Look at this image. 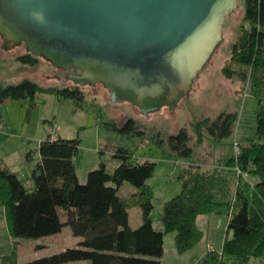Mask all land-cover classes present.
I'll return each mask as SVG.
<instances>
[{
  "label": "trees",
  "instance_id": "trees-1",
  "mask_svg": "<svg viewBox=\"0 0 264 264\" xmlns=\"http://www.w3.org/2000/svg\"><path fill=\"white\" fill-rule=\"evenodd\" d=\"M19 62L36 66L39 57L28 52L16 56ZM231 60L239 69L224 67L232 77L237 73L250 86L259 102L256 126L243 141L235 139L234 154L214 168L202 169L190 161L180 171V191L164 202L160 219L163 228L155 227L154 190L148 183L157 161L135 160L133 149L119 145L113 156L119 163L111 171L104 159L79 181L77 166L82 159L81 138L61 137L53 123L52 132L39 142V160L30 174L20 177L0 161V205L4 208L12 238H38L61 232L69 225L82 239L78 245L27 262H19L12 251L2 255L8 264H60L86 260L88 264H161L164 235L174 231L179 252H185L203 238L197 225L200 214L229 216L222 249L208 251L202 264H251L264 261V0H245L240 33L233 44ZM55 94L58 99L72 98L83 106L84 90L77 84L45 85L23 77L17 82H0V104L28 100V113L38 107L39 95ZM239 115L222 111L194 124L197 141L207 131L215 141L234 135ZM110 126L124 134H142L135 118ZM206 130V131H205ZM11 133V131H9ZM9 134H7L8 136ZM186 127L169 136L173 149L190 157L193 148ZM104 151L99 149L102 156ZM32 158L28 151L26 159ZM221 162H223L221 160ZM130 182L137 192L123 196L120 189ZM138 205L142 222L130 225V207Z\"/></svg>",
  "mask_w": 264,
  "mask_h": 264
},
{
  "label": "rangeland",
  "instance_id": "rangeland-1",
  "mask_svg": "<svg viewBox=\"0 0 264 264\" xmlns=\"http://www.w3.org/2000/svg\"><path fill=\"white\" fill-rule=\"evenodd\" d=\"M238 3L240 7L224 19V42L212 57L207 68L201 71L188 97L186 94L179 100L177 108H171L169 111L170 106L165 105L150 111L149 116H146L140 114L141 109L130 102L111 101L108 89L101 83L80 86L85 93L83 106H76L72 98L58 99L53 93L43 92L39 95L38 107L28 113V100L12 99L9 103L0 104V125L4 124L7 132H12L8 136L0 132V140L3 139L2 149H5L8 144L10 147L19 149L16 142H20L32 154L37 153V150L33 152L32 149L40 139H45L48 133L52 132L53 123L57 126L61 137L79 136L81 138L82 156L91 149V146L104 151L102 159L106 161L111 171L119 163V159L112 154L116 146L133 147L134 154L140 159L149 157L157 161L154 175L148 181L156 189L153 215L154 224L157 225L164 201L173 195V192L171 195L167 189L170 186L171 188L176 185L180 186L181 180L178 175L184 166L193 161L200 163L202 169H210L213 166L212 163L226 160L229 155L234 154L235 139L243 141L255 129L256 113L259 109L258 99L251 92L248 83L237 73L228 77L223 70L227 65L233 69L240 68L238 63L231 60L233 44L240 33L245 0H238ZM26 52L24 45L16 46L8 51L0 48L1 83L17 82L23 77H28L45 85L72 84L64 78L42 77V73L55 75L60 72L45 58L39 57V63L36 66L19 62L16 56ZM222 111L238 112L239 118L234 135L221 141H215L205 130L204 140L198 142L194 124L206 117L214 118ZM130 117L136 119L142 134H124L108 124L119 125ZM182 127H186L191 135L189 145L193 148V154L190 157L180 156L169 140V136ZM235 133L238 138L237 136L235 138ZM12 157L19 161L20 154L14 152ZM14 164L18 175L25 177L23 168L18 166L16 161ZM136 189L130 182H125L120 192L130 194ZM136 214L141 216V209L138 206L131 209L133 223L136 220ZM174 235V231L167 232V245L169 237L173 238ZM10 236L5 211L0 205V264H8V257L2 255L10 253L12 249L16 260L27 262L60 252L67 247L76 246L82 239L73 234L69 225H65L61 232L38 238L11 239L12 236ZM60 264H88V262L80 260Z\"/></svg>",
  "mask_w": 264,
  "mask_h": 264
},
{
  "label": "water",
  "instance_id": "water-1",
  "mask_svg": "<svg viewBox=\"0 0 264 264\" xmlns=\"http://www.w3.org/2000/svg\"><path fill=\"white\" fill-rule=\"evenodd\" d=\"M238 0H0V48L24 45L80 86L103 84L140 114L191 91ZM44 60V59H42Z\"/></svg>",
  "mask_w": 264,
  "mask_h": 264
},
{
  "label": "crops",
  "instance_id": "crops-1",
  "mask_svg": "<svg viewBox=\"0 0 264 264\" xmlns=\"http://www.w3.org/2000/svg\"><path fill=\"white\" fill-rule=\"evenodd\" d=\"M10 101L11 100H9L5 103H9ZM12 136H13V134H12ZM236 136H237V134L235 133V138H236ZM237 138H238V136H237ZM6 139L9 140L12 138H6ZM8 140H5V141H8ZM41 140L42 139H40L39 142ZM39 142L32 149L33 152L37 150V148L39 146ZM2 143H3V139L0 140V161L4 162L6 165H8L15 172H16V170L14 169V165H15L14 163L16 161L18 166L23 168L24 176H28L30 174L31 170L33 169V167L35 166L36 162L39 160L38 151H37V153L32 154V158L30 160H27L26 154H27L28 149L26 147L24 148L20 142H16V143H18L19 149L13 148L12 146L10 147L9 146L10 144H8L9 142H6L8 144V146L5 149H2L3 148L1 146ZM14 145L17 146L16 144H14ZM131 149H133V147H131ZM14 152H18L20 154L19 161L16 159H13L12 153H14ZM231 155H229V156H231ZM135 157H136L135 160L136 159L137 160L154 159V158H149V157H147V158L145 157L143 159H140L136 154H135ZM101 160H102V156L99 153L98 147H92L91 146V149L89 151L85 152V155L82 156V159L80 160V162L77 166V175H78L79 181L85 182L87 180L88 172L92 168L97 167L98 164L101 162ZM222 161L223 162L218 161L217 163H212L213 166L211 168H214L217 165L225 162V160H222ZM148 183L153 188L154 196L156 198L157 194H156V189H155L154 185L151 184L150 182H148ZM123 185H122V187H123ZM164 185H166V184H164ZM122 187H121L120 191L122 190ZM165 187H167V185ZM180 189H181V184H180V186H178V185L173 186V188H171V186H170V187H168L167 191L170 192L171 195H172L171 192H173L172 196H174L175 194H177L180 191ZM136 192H137V189L132 191L130 194H122L121 192L120 193L125 197L126 196L130 197L132 194H134ZM171 197H168L165 201H167ZM155 198H154V200H155ZM136 206H138V205H134V206L130 207V209H129L130 225L133 227H137L142 222V211H141V216L139 214H136L135 216H137V217L135 218L136 219L135 222L133 223V221H132L131 209L133 207H136ZM229 218H230L229 216H226L224 214H218V213L200 214L197 217V225H198L199 229H201L204 233L203 238L196 245H194L190 249L186 250L185 252H179L176 248V244H175L176 233L173 236V238H172V236H170L171 238L169 237V243H168V245L166 244V237H167V232H166L164 235L165 250H164L162 260H161V264H199V263L202 264L201 258H203L204 255H206V253L208 251H212V250H219L220 251L222 249L224 239H225V236H226V233L228 230L227 228H228ZM153 223H154V221H153ZM161 223H162V221L160 219L159 223L157 225L156 224H154V225H155V227L161 229V228H163V224L161 226ZM223 225H224V228L222 229ZM11 239H13V238L11 237ZM227 264H231V263L228 262ZM251 264H264V261L256 260L255 262H253Z\"/></svg>",
  "mask_w": 264,
  "mask_h": 264
},
{
  "label": "built area",
  "instance_id": "built-area-1",
  "mask_svg": "<svg viewBox=\"0 0 264 264\" xmlns=\"http://www.w3.org/2000/svg\"><path fill=\"white\" fill-rule=\"evenodd\" d=\"M0 132L5 133V134H10L9 131L7 132L6 127L4 126V124L0 125ZM236 144H237V142H235V147H236V151H238Z\"/></svg>",
  "mask_w": 264,
  "mask_h": 264
},
{
  "label": "flooded vegetation",
  "instance_id": "flooded-vegetation-1",
  "mask_svg": "<svg viewBox=\"0 0 264 264\" xmlns=\"http://www.w3.org/2000/svg\"><path fill=\"white\" fill-rule=\"evenodd\" d=\"M59 70H60V72L59 73H62V72H67V71H65L64 69H61V68H58ZM56 74H58V73H56ZM55 76V75H54Z\"/></svg>",
  "mask_w": 264,
  "mask_h": 264
}]
</instances>
